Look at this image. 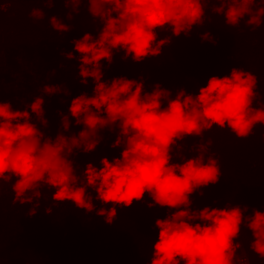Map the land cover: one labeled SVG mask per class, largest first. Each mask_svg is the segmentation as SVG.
<instances>
[{"label": "clouds", "instance_id": "clouds-1", "mask_svg": "<svg viewBox=\"0 0 264 264\" xmlns=\"http://www.w3.org/2000/svg\"><path fill=\"white\" fill-rule=\"evenodd\" d=\"M3 2L0 0V7ZM8 2L39 3L49 8L63 3L70 7L68 20L86 4L90 15L100 21V27L97 35L85 31L71 41V51L60 52L61 57L76 60L79 84L87 89L91 78L94 86L91 95L85 91L71 99L67 114L58 111L60 122L54 138L41 128L49 125L44 97L69 96V88L44 84L42 94L33 96L23 110L0 98V200L4 184L14 178L13 203H33L41 195L40 187L45 186L51 191L54 204L70 202L76 209L103 217L104 224L111 226L118 206L127 208L148 196L149 208L168 209L164 218L155 219L154 226L159 231L149 264H238V253L244 247L239 238L245 228L252 234L250 250L264 260V212L240 204L192 207V196H204L203 189L218 184L223 176L218 158L208 155L205 159L212 138L193 145V155L181 154L183 140L200 137L203 141L204 133L213 126L227 128L236 138L245 140L258 124L264 125V106H257L264 104L257 91L258 77L245 67H232L229 75L210 76L196 94L180 88L173 98L171 91L160 83L146 91L143 76L106 79L103 70L112 65L115 53H122L126 62L136 63L158 56L172 40L158 39L160 31H170L176 38L188 37L204 23L205 6L210 2L216 5L213 13L223 17L226 31L239 28L241 21L256 31L264 25V0ZM31 16L38 22L45 12L33 8ZM48 23L59 33L72 29V25L55 15L48 18ZM200 39L215 43L209 32ZM4 62L5 50L0 39V96ZM70 117L76 126L83 127L78 133L66 135L73 127ZM105 129L116 133L110 147L121 148L120 155L111 159L104 155L99 165L90 160L82 166L76 164L72 157L95 152L104 139L101 133ZM174 151L180 156L179 162H173ZM81 167L83 171L78 175L76 170ZM89 188L95 191L96 201L111 207L97 208ZM37 207L30 209L28 215H35ZM51 212L49 208L45 213L51 216ZM2 237L0 229V261Z\"/></svg>", "mask_w": 264, "mask_h": 264}, {"label": "trees", "instance_id": "trees-1", "mask_svg": "<svg viewBox=\"0 0 264 264\" xmlns=\"http://www.w3.org/2000/svg\"><path fill=\"white\" fill-rule=\"evenodd\" d=\"M215 6L211 2L206 4L204 23L196 26L188 37L176 38L170 31H160L158 39L172 40L151 60L126 62L121 58L122 53H115L112 65L103 69L105 78L123 75L138 79L143 76L146 91H151L153 84L160 83L171 91L174 98L180 88L196 94L199 86H205L210 76L229 75L232 67H245L258 77L257 91L261 94L260 102H264V25L251 31L241 21L239 28H227L226 31L223 17L212 11ZM33 8H42L44 18L34 22L31 16ZM87 9L86 4L81 5L79 12L68 20L70 7L63 3L49 8L39 3L17 4L4 0L0 7V39L5 50L4 84L0 98L10 101L13 108L23 110L24 104L31 103L33 96L42 94L44 84L61 85L71 90L69 96L44 97L49 125L46 129L41 128L53 138L59 128L58 111L67 114L74 96L85 91L92 94L94 85L91 78L87 89L79 84L76 60L60 56L62 50L71 51V41L80 38L85 31L94 36L98 34L100 21L94 19ZM52 15L72 25V29L68 33L54 31L48 23ZM206 32L212 35L215 43L201 41V35ZM70 120L73 127L66 135L78 133L83 127L76 126L73 118ZM101 135L104 139L95 152H81L72 157L76 164L82 166L90 160L99 165L104 155L110 159L120 155L121 148L110 147L116 133L105 129ZM209 137L213 143L205 153V159L208 155L218 158L223 176L218 184L203 189L204 196L194 194L192 207L223 208L226 204H240L248 205L249 210L255 207L264 212V125L258 124L254 133L245 140L236 138L227 128L213 126L204 133L203 141L200 137L183 140L181 154L184 157L193 155V145L206 143ZM179 161L180 156L174 151L173 162ZM76 171L79 175L83 168ZM13 182L14 178L4 184L0 200V229L3 232V259L0 264H149L152 244L159 231L154 226L155 219L164 218L168 212L159 206L149 208L150 197L145 196L142 202L127 208L118 206L117 216L109 226L104 224L103 217L76 209L70 202L54 204L51 191L45 186L40 187L41 195L33 203H13ZM88 193L97 208L111 207L96 201L93 189L89 188ZM34 207H37V213L29 216V210ZM49 208L52 209L51 216L45 213ZM251 236V231L245 228L239 238L248 262L264 264V260L250 250Z\"/></svg>", "mask_w": 264, "mask_h": 264}, {"label": "built area", "instance_id": "built-area-1", "mask_svg": "<svg viewBox=\"0 0 264 264\" xmlns=\"http://www.w3.org/2000/svg\"><path fill=\"white\" fill-rule=\"evenodd\" d=\"M243 252H244V249H242V250L240 251L241 254H242ZM242 255H243V254H242ZM242 255H241V256H242ZM238 264H249L247 257L244 255V256H242V258L238 259Z\"/></svg>", "mask_w": 264, "mask_h": 264}, {"label": "rangeland", "instance_id": "rangeland-1", "mask_svg": "<svg viewBox=\"0 0 264 264\" xmlns=\"http://www.w3.org/2000/svg\"><path fill=\"white\" fill-rule=\"evenodd\" d=\"M242 254H243V255H242ZM242 254H241L240 252L238 253V259L242 258V256H244V255L246 256L245 252H243ZM241 255H242V256H241Z\"/></svg>", "mask_w": 264, "mask_h": 264}]
</instances>
